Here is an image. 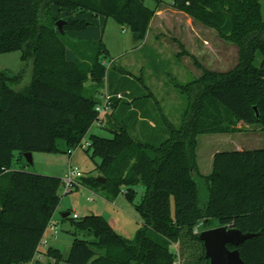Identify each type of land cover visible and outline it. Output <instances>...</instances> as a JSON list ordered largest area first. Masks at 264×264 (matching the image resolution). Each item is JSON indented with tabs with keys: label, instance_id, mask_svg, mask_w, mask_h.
<instances>
[{
	"label": "trees",
	"instance_id": "obj_1",
	"mask_svg": "<svg viewBox=\"0 0 264 264\" xmlns=\"http://www.w3.org/2000/svg\"><path fill=\"white\" fill-rule=\"evenodd\" d=\"M145 1L0 0V55L19 50L22 61L32 64L30 85L18 91L13 86L22 74L0 71V264H25L39 255L64 185L54 176L12 170L14 163L26 153H61V143L69 151L82 148L100 120L95 108L104 87L113 96V112L102 127L112 137L92 135L86 152L100 160L105 183L84 177L82 185L104 188L111 201L124 193L132 204L143 184L146 192L135 205L141 227L127 240L102 215H69L64 219L92 240L76 238L67 263L172 264V246L190 237L201 245L199 261L209 264L194 230H210L215 222L254 234L239 248L228 247L238 249L246 264H264V148L216 154L209 176L196 164L200 135L238 134L256 125L264 131V0H173L172 6L234 44L239 61L229 71L203 70L181 86L187 102L182 123L176 127L161 111L159 144L133 136V123L150 125L145 101L127 88L122 68L105 66L109 53L102 40L74 37L91 26L81 16L91 15L115 19L141 42L164 2L153 0L157 8L151 11ZM63 15L62 34L56 25ZM68 50L77 62L67 59ZM47 253L61 258L56 249Z\"/></svg>",
	"mask_w": 264,
	"mask_h": 264
},
{
	"label": "rangeland",
	"instance_id": "obj_2",
	"mask_svg": "<svg viewBox=\"0 0 264 264\" xmlns=\"http://www.w3.org/2000/svg\"><path fill=\"white\" fill-rule=\"evenodd\" d=\"M145 5L151 11L157 8L153 0H146ZM156 12L148 34L141 42L135 39L129 29H122L115 19L91 15L81 16L82 19L91 22V26L74 37L83 40H102L109 53L103 60L104 64L113 62L118 69L122 68L129 80L127 88L132 89L136 97L145 101L144 112L147 111L149 114L150 125L144 128L142 123L137 125L133 123L131 126L133 136L144 143L159 144L164 140L162 113L176 127L182 123V113L187 107V102L181 86L200 78L203 70L229 71L238 64L239 57L234 44L220 38L214 29L179 11L172 6L170 0H164ZM65 18L63 15L62 20ZM67 59L77 62L78 57L72 50H68ZM0 71H8L14 76L22 74L17 85L13 86L16 91L29 86L32 81V64L22 61V52L19 50L0 55ZM86 86L91 85L87 83ZM129 94L128 92L127 95ZM227 134L198 136L196 164L202 175L211 174L214 157L218 153L231 151L230 149L237 145H243L245 149L250 150L264 148V131L258 125L246 126L245 131L239 134L232 136ZM92 135L112 137L99 123L90 129L83 140L84 143L90 144ZM215 136L229 138L230 144L220 146ZM60 148L61 153L35 152L32 157L33 164H29L27 159H22L18 165L17 162L14 163L12 170L23 169L34 174L54 176L63 182L68 179L69 170L75 167L83 174V178L98 179L102 176L97 171L100 160H93L91 154L86 152V148L79 147L69 151L64 143L60 144ZM76 181L77 185L68 194L64 187L61 188L60 206L46 230L40 255L25 264H68L67 259L74 240L76 238L92 240L86 233L77 231L70 219H64L63 215L68 213H71L72 217L76 214L79 218L102 215L123 238L133 240L135 237L142 222L135 205L140 203L146 192L143 184L136 186L137 194L131 204L124 193L115 201H111L104 188L95 189L82 185V179ZM204 191L202 190L201 195L203 198L206 195ZM216 225L215 222L212 224L214 228ZM52 227L55 229L52 230ZM46 244L53 250H58L61 258L49 256L48 249L44 247ZM178 249L181 252V264H208L199 261L198 257L202 256L201 245L193 242L190 237H184Z\"/></svg>",
	"mask_w": 264,
	"mask_h": 264
},
{
	"label": "water",
	"instance_id": "obj_3",
	"mask_svg": "<svg viewBox=\"0 0 264 264\" xmlns=\"http://www.w3.org/2000/svg\"><path fill=\"white\" fill-rule=\"evenodd\" d=\"M66 20H60L56 27L63 34V25ZM256 115L259 117L257 107H255ZM24 158L27 159L29 164H33L32 153L24 154ZM98 183H105L104 177L97 179ZM69 214L64 215V218ZM254 237V234L244 233L233 227H215L210 230H203L198 235L199 240L203 243L206 251V259L209 260V264H246L241 258L240 251L238 249L232 250L228 246L239 248L245 241Z\"/></svg>",
	"mask_w": 264,
	"mask_h": 264
},
{
	"label": "built area",
	"instance_id": "obj_4",
	"mask_svg": "<svg viewBox=\"0 0 264 264\" xmlns=\"http://www.w3.org/2000/svg\"><path fill=\"white\" fill-rule=\"evenodd\" d=\"M171 2H173V0H170ZM113 62H111L110 64L108 62L105 63V66L109 69L111 66H112ZM109 65V66H108ZM99 98H100V102L97 104L96 106V111L98 112L99 114V118L100 120L98 121V123L102 126H104V119H105V116L112 113L113 112V96L110 95L107 91V88L104 87L100 92H99ZM118 98L122 99L123 96L120 94L118 95ZM97 123V124H98ZM90 144L89 143H84L83 142V146L82 148H89ZM69 177L68 179H66L63 183V187L64 189H66V193H70L73 191V188L77 185V181L78 179H81L83 178V174L79 171L78 168H71L69 170ZM73 217L75 219L78 218V216L76 214L73 215ZM55 227H52V230H54ZM195 234H200L201 231H200V226H197L194 230ZM44 242V240H43ZM42 242V243H43ZM46 243V242H45ZM44 243V244H45ZM179 245L178 244H174L172 246V248L174 249V253H175V260L172 264H181L180 263V260H181V252H180V249H178ZM39 256V255H38Z\"/></svg>",
	"mask_w": 264,
	"mask_h": 264
},
{
	"label": "crops",
	"instance_id": "obj_5",
	"mask_svg": "<svg viewBox=\"0 0 264 264\" xmlns=\"http://www.w3.org/2000/svg\"><path fill=\"white\" fill-rule=\"evenodd\" d=\"M159 13V12H158ZM159 15V14H158ZM74 35H76V34H74ZM68 53V52H67ZM91 85V83H89V86ZM141 116L139 115V120H140V122H143V120L140 118ZM239 134V133H238ZM216 136L217 135H221V134H215ZM227 135H235V134H227ZM215 136V137H216ZM216 140H217V142L218 143H220L221 145L220 146H228L229 144H230V140H229V138H225L224 139V137H216ZM229 141V142H228ZM258 149V148H257ZM257 149H253V150H257ZM262 149V148H261ZM231 151H237V152H241V151H246V150H250V149H245L244 148V146L243 145H241V146H239V145H237L236 147H233V149H230ZM225 151H229V150H225ZM224 151V152H225ZM33 155L34 154H32V157H33ZM15 156H16V158L19 156V154L18 153H16L15 154ZM69 215H71V213H68ZM64 215H67V214H64ZM64 215H63V217H64ZM48 244H46V246H44L46 249H49V248H51V247H49V246H47ZM39 255H40V253H39ZM38 257V256H37Z\"/></svg>",
	"mask_w": 264,
	"mask_h": 264
}]
</instances>
